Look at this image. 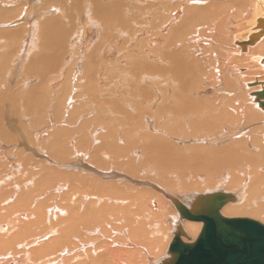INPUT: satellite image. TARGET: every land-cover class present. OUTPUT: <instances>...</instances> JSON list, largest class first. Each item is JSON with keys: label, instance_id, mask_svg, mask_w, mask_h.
<instances>
[{"label": "bare ground", "instance_id": "bare-ground-1", "mask_svg": "<svg viewBox=\"0 0 264 264\" xmlns=\"http://www.w3.org/2000/svg\"><path fill=\"white\" fill-rule=\"evenodd\" d=\"M247 93L264 114V0H0V264H163L216 191L264 223Z\"/></svg>", "mask_w": 264, "mask_h": 264}, {"label": "water", "instance_id": "water-1", "mask_svg": "<svg viewBox=\"0 0 264 264\" xmlns=\"http://www.w3.org/2000/svg\"><path fill=\"white\" fill-rule=\"evenodd\" d=\"M233 199L230 193L216 191L200 196L193 210L177 202L186 217L205 225L193 243L181 240L179 228L170 245L172 258L163 264H264V223L220 213L222 205Z\"/></svg>", "mask_w": 264, "mask_h": 264}, {"label": "rangeland", "instance_id": "rangeland-1", "mask_svg": "<svg viewBox=\"0 0 264 264\" xmlns=\"http://www.w3.org/2000/svg\"><path fill=\"white\" fill-rule=\"evenodd\" d=\"M246 6H245V11H244V9H242L243 11H244V13L246 14L248 11L246 10ZM249 9V8H248ZM96 39V38H95ZM96 41H98L97 39H96ZM233 46H234V42H233ZM33 68H35V69H33V70H36V66L35 67H33ZM29 69H30V67H29ZM249 80V79H248ZM245 84V83H244ZM243 88H244V90L245 91H249V89L246 87V85H243ZM247 99L249 100L248 101V103H249V105H251V106H253V107H255L256 108V106L253 104V103H251V101H250V98H249V96H248V93H247ZM257 109V112L259 111V113H257L256 114V117H258V118H260V123H261V127L263 126L264 127V124L262 123V121L264 120V114H263V112L260 110V109H258V108H256ZM263 115V118H261V116ZM259 120V119H258ZM256 123H257V121H256ZM250 127V126H249ZM258 146V145H257ZM258 148H260V147H258ZM250 168V167H249ZM215 176H218V173L216 174V175H214V176H212L214 179H216V177ZM218 178V177H217ZM207 181H208V179H207ZM155 184H153V185H155V186H157V188L158 189H160V188H162V186H160V184H157L156 182H154ZM202 188H206V189H203L202 191H211V190H213V189H224V188H226L225 187V185L223 184H217L216 183V185H214V186H210V185H208L207 183H204L203 185H202ZM193 191H197V192H199V190H189V191H184V193H186V192H193ZM179 193H183V191H179L176 195H178ZM166 199V198H165ZM171 201V200H170ZM172 205H174L173 203H172ZM172 210H173V208H172ZM174 211V210H173ZM244 216H247L248 217V215H244ZM168 220V219H167ZM263 222V221H262ZM170 223V222H169ZM171 224V223H170ZM169 224V225H170ZM171 227H172V224L170 225ZM171 235H172V231H171ZM173 236V235H172ZM171 236V237H172Z\"/></svg>", "mask_w": 264, "mask_h": 264}]
</instances>
